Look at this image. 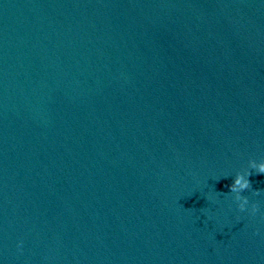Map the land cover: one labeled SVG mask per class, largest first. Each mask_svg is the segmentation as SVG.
Here are the masks:
<instances>
[{
  "label": "water",
  "instance_id": "water-1",
  "mask_svg": "<svg viewBox=\"0 0 264 264\" xmlns=\"http://www.w3.org/2000/svg\"><path fill=\"white\" fill-rule=\"evenodd\" d=\"M250 161L264 0H0V264H264Z\"/></svg>",
  "mask_w": 264,
  "mask_h": 264
},
{
  "label": "clouds",
  "instance_id": "clouds-1",
  "mask_svg": "<svg viewBox=\"0 0 264 264\" xmlns=\"http://www.w3.org/2000/svg\"><path fill=\"white\" fill-rule=\"evenodd\" d=\"M249 167L255 170L256 174H264V161L256 162L250 161ZM253 173L250 171H246L243 173H237L233 179V183L229 186L230 192L235 193V199L239 201V209L240 211L245 210V206L248 204V198L246 196H242L241 193L245 190L251 189L252 185L249 181L248 177ZM261 190L254 191L256 194H259ZM257 211V206H252V212L255 213Z\"/></svg>",
  "mask_w": 264,
  "mask_h": 264
}]
</instances>
